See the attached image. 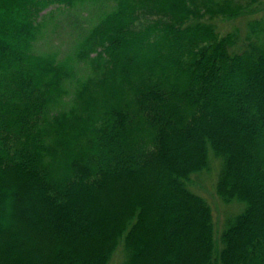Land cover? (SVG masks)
Here are the masks:
<instances>
[{
  "label": "trees",
  "instance_id": "1",
  "mask_svg": "<svg viewBox=\"0 0 264 264\" xmlns=\"http://www.w3.org/2000/svg\"><path fill=\"white\" fill-rule=\"evenodd\" d=\"M254 3L0 0V264H264V16L239 50L211 23ZM59 21L91 67L69 103ZM211 151L245 204L219 229L191 186Z\"/></svg>",
  "mask_w": 264,
  "mask_h": 264
},
{
  "label": "rangeland",
  "instance_id": "2",
  "mask_svg": "<svg viewBox=\"0 0 264 264\" xmlns=\"http://www.w3.org/2000/svg\"><path fill=\"white\" fill-rule=\"evenodd\" d=\"M248 12L249 13H244L236 18L217 17L211 22L221 35H225L229 32H234L236 34L238 40L237 50H239V47L244 42V38L248 33L249 21L256 17L264 16V0H255V3L251 7V11L248 10ZM83 13L89 25L95 24L97 21V14L94 8H92V10L91 8H85ZM46 31L47 35H44L39 41V46L42 48H40V52H43L48 48L49 51L54 52L59 60L65 61L73 68V84L69 85V93L73 92L76 83L80 79L85 80L91 73V67L89 64L85 62L80 63L76 60V46L77 40H79L78 35L71 26L62 21H59L54 25H49L48 28H46ZM71 96L72 93L66 95L65 98L67 99L64 103H69L71 101ZM64 106L66 105L64 104ZM209 158V169L194 174L191 178V186L194 190L203 195L209 203H211L216 216V225L219 229L225 224L228 216L239 211L242 208V205L245 207V204L238 201L225 203L218 196L216 192V182L222 160L212 151L209 154ZM123 260L124 254L119 250L114 255L110 264H122Z\"/></svg>",
  "mask_w": 264,
  "mask_h": 264
}]
</instances>
